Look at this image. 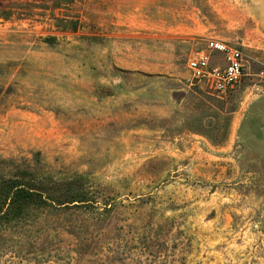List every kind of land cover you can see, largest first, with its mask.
Returning <instances> with one entry per match:
<instances>
[{"label":"rangeland","instance_id":"374dc122","mask_svg":"<svg viewBox=\"0 0 264 264\" xmlns=\"http://www.w3.org/2000/svg\"><path fill=\"white\" fill-rule=\"evenodd\" d=\"M263 71L264 0H0V191L77 200L1 218L0 264H264Z\"/></svg>","mask_w":264,"mask_h":264},{"label":"built area","instance_id":"2783aa9c","mask_svg":"<svg viewBox=\"0 0 264 264\" xmlns=\"http://www.w3.org/2000/svg\"><path fill=\"white\" fill-rule=\"evenodd\" d=\"M244 63V54L240 48L212 38L203 51L189 60L188 67L195 79L206 83L210 92L224 96L243 81Z\"/></svg>","mask_w":264,"mask_h":264},{"label":"trees","instance_id":"16d2710c","mask_svg":"<svg viewBox=\"0 0 264 264\" xmlns=\"http://www.w3.org/2000/svg\"><path fill=\"white\" fill-rule=\"evenodd\" d=\"M36 197L40 198L43 207L50 208H65L71 207V204L77 201L76 199L54 200L47 196L45 190L38 189L28 182H20L14 180L8 182L0 191V219L8 217L15 209L20 207L23 202L30 205ZM76 205V204H73ZM72 205V206H73Z\"/></svg>","mask_w":264,"mask_h":264}]
</instances>
